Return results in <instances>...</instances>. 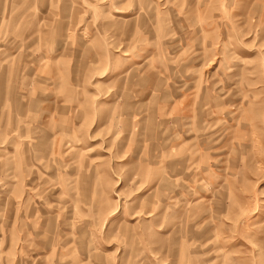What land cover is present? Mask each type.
I'll use <instances>...</instances> for the list:
<instances>
[{"label":"rangeland","instance_id":"1","mask_svg":"<svg viewBox=\"0 0 264 264\" xmlns=\"http://www.w3.org/2000/svg\"><path fill=\"white\" fill-rule=\"evenodd\" d=\"M0 264H264V0H0Z\"/></svg>","mask_w":264,"mask_h":264}]
</instances>
